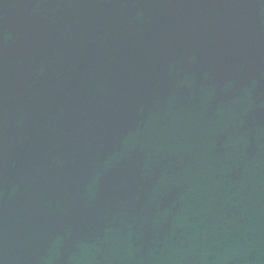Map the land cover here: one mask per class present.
Returning <instances> with one entry per match:
<instances>
[{
    "label": "water",
    "instance_id": "95a60500",
    "mask_svg": "<svg viewBox=\"0 0 264 264\" xmlns=\"http://www.w3.org/2000/svg\"><path fill=\"white\" fill-rule=\"evenodd\" d=\"M0 192L126 264H264V0H0Z\"/></svg>",
    "mask_w": 264,
    "mask_h": 264
}]
</instances>
